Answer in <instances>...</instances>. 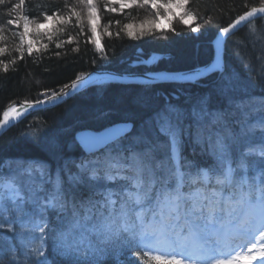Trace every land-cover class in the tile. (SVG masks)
Returning a JSON list of instances; mask_svg holds the SVG:
<instances>
[{"label": "snow or ice", "instance_id": "1", "mask_svg": "<svg viewBox=\"0 0 264 264\" xmlns=\"http://www.w3.org/2000/svg\"><path fill=\"white\" fill-rule=\"evenodd\" d=\"M6 2L0 0V5ZM78 3L87 10L91 32L88 39L95 45L99 59L106 61L105 48L96 38L97 5L93 0ZM25 4L26 0H19L9 5L10 18L0 22V40L5 38V25L15 29L12 36H18L20 43L14 51L21 57L25 45L27 55L33 54L38 43L31 38L33 32L53 41V29L44 28L48 22L60 23L56 32H64L73 17L77 23L83 18V11L73 6L67 15L44 14L43 23H38L30 15L22 14ZM133 6L144 10L150 6L154 18L139 25L125 23L116 36L123 31L132 38L165 31L161 28L162 20L168 22L166 30L177 35L180 33L173 27L174 20L192 32L201 31V24L193 23L200 14L188 7L189 0H111L106 10L123 13ZM208 11L205 10L206 17ZM256 21L262 23L258 26ZM213 22V18L204 19L206 25ZM21 26L22 31H17ZM241 27L244 34L240 40H264V0L259 6L243 7L242 12L229 17L226 26L218 25L215 58L205 67L147 71L143 79L135 78L142 91L132 103L145 114L135 135H126L132 131L128 123H116L103 131H81L76 138L88 156L74 162L73 167L57 169L54 175L43 163H20L7 168L0 164V233L5 235L0 243V264H57L58 260L68 264H102L108 258L124 264L119 258L129 250L130 259L135 258L137 264L141 255L147 257L145 264H264V170L259 179L251 176L250 169L254 171L255 165L249 163L252 156L264 160V98L259 106L251 96L234 100L245 88L231 74L220 78L215 92L228 100L230 109L234 104L235 111H213L208 95L195 100L188 97L184 104H179L168 98L161 102L159 94L150 92L157 82L195 83L222 71L223 38L235 36ZM104 31L112 35L108 27ZM72 40L69 35L67 43ZM62 43L56 42L55 47L60 49ZM233 44L236 46L237 41ZM43 47L47 49L48 44ZM5 51V47H0V55ZM158 59L152 56L138 63L153 65ZM15 63L14 59L7 63L0 59V68L7 72L9 64ZM127 79L110 73L94 76L81 72L58 89L46 88L33 100L8 106L0 119V129L14 126L10 121L22 119L37 106L70 97L90 84ZM174 99L179 101L180 97ZM237 114L239 118L229 123V115ZM96 118L109 119L110 113L99 111ZM193 135L208 156L204 163L183 156L184 138ZM80 186L102 197L100 218L86 231L76 205L75 190ZM89 204L95 206L91 197ZM49 208L56 213L55 224L48 219ZM48 239L53 241L54 255L46 251Z\"/></svg>", "mask_w": 264, "mask_h": 264}, {"label": "trees", "instance_id": "2", "mask_svg": "<svg viewBox=\"0 0 264 264\" xmlns=\"http://www.w3.org/2000/svg\"><path fill=\"white\" fill-rule=\"evenodd\" d=\"M18 2L19 0H7L4 5H0V22L10 18L8 16L9 5ZM66 3L67 7H65ZM260 3L261 0H198V3L189 0L188 7L200 14L198 20L193 22L201 24L200 32H192L188 27L181 26L174 20L173 27L176 32L180 33L179 35L167 31V27L165 31H156L154 34L146 33L138 38L128 37L126 31L116 36V32L125 23L138 24L144 18L151 19V12L153 13L154 10L151 8L137 9L133 6L132 9H126L123 13H111L105 10L104 4H101L102 6L98 8L101 17L98 36L108 57L106 61L99 59V54L88 39L90 34L85 31L83 20L77 23L75 17L72 18L69 25L65 26L64 32H56L61 24L52 21L51 29L55 34L51 42L48 41L47 36H36L33 32L31 38L36 39L38 43L34 46L32 56L27 55L26 45L23 57L14 51L15 46L20 43L19 38L18 36L13 38L12 31L15 29H8L5 25V38L0 40V47H5L6 51L0 55V59L6 63L10 59H14L16 63L9 64L7 72L0 68V115L8 103L25 99L33 100L46 88L58 89L62 84L70 83L71 79L80 75L81 72L88 73L99 69L120 73H143L149 70L181 71L192 66L203 65L211 59V41L218 31V25L226 26L229 17H234L238 12H242L243 7L259 6ZM73 6L77 11L85 13L77 0H26L22 14H28L36 22L43 23L44 14L60 12L67 15L68 9ZM206 9L209 10L207 17L205 16ZM206 18H213V25L204 24ZM116 21H120V24L117 25ZM256 23L259 26L262 22L256 21ZM81 24L83 30H81ZM105 27H108L112 33L111 36L108 32L100 33V30H104ZM17 31H22V26ZM243 34L244 28L225 43L224 56L227 72H224L223 76L231 74L245 88L243 93L233 97L234 100L251 96L257 105V102L264 98V40L242 41L240 37ZM69 35L73 36L71 44L67 43ZM165 36L167 39H164ZM61 41L63 42L62 47L57 49L55 43ZM233 41H237L236 46ZM44 44H48L47 49L43 47ZM57 52L60 53L59 56L56 55ZM152 56L159 57L153 65L138 63L139 60H148ZM93 59H96L97 62L93 63ZM215 81L209 77L207 80L193 85L155 84L151 87L150 92L159 94L161 102L164 98L173 101L174 97L178 95L180 99L176 103L184 104L188 96L195 100L208 95L212 86L213 90H211L209 98L212 110L235 111L234 104L230 109L228 100L224 96L216 94L217 83L215 84ZM176 86L183 89L185 93L187 92L188 96L184 93L180 95V92L174 89ZM188 86L192 89L190 90ZM140 91H142V86L138 85L105 84L99 93L92 88L86 89L58 106L37 111L0 136V154L16 151L39 155L47 159L48 166H55L58 169L64 164L72 165L76 161L78 163L87 157L81 152L80 146L76 144L75 135L78 131L84 129L98 131L117 122L130 121L133 123V131L128 137L136 134L145 115L136 110V106L132 103L133 98ZM99 111L109 112L110 118L98 120L96 114ZM238 118V114L236 116L229 115L228 122L231 123ZM36 129H39V132H36ZM197 139L195 135L184 138L183 156L189 161L204 163L208 160V156L204 151V146L197 143ZM41 145L46 146L45 151H42ZM72 145L74 152L68 153L67 151L72 150ZM60 152L63 153L60 154ZM76 191L90 195L93 200V193L87 187L80 186ZM75 196L77 195L75 194ZM82 225L85 231L92 227V224L85 219L82 220ZM3 242L4 234L0 233V243ZM52 246L53 241L48 239L46 251L49 255H54ZM130 252L131 250L124 252L119 259L124 264H137L135 258L130 259ZM146 260L147 257L141 255L139 264H145ZM57 264H68V262L58 260ZM102 264H116V261L108 258Z\"/></svg>", "mask_w": 264, "mask_h": 264}, {"label": "bare ground", "instance_id": "3", "mask_svg": "<svg viewBox=\"0 0 264 264\" xmlns=\"http://www.w3.org/2000/svg\"><path fill=\"white\" fill-rule=\"evenodd\" d=\"M229 38H227L226 40H225V43H226V41L228 40ZM213 55H214V51H213V48H212V56H211V59L213 58ZM136 56V55H135ZM165 60H166V58H165ZM201 66H203V65H197V66H192L191 68H189V69H186V70H181V71H187V70H191V69H193V68H197V67H201ZM101 70V69H100ZM171 71H173V70H171ZM224 72H227L226 71V68L225 67H223V71L222 72H220V74H216V72L215 73H212V75H210V77H212V81H214V80H216L214 83L216 84V83H218V81L219 80H217V79H219V78H221L222 76H223V73ZM245 75V74H244ZM209 78V76H207V77H205L203 80H200V82L201 81H205V80H207ZM211 81V80H210ZM164 83H167V82H164ZM106 84H112V83H106ZM114 84H118V83H114ZM157 84H161V83H157ZM179 84H181V85H186V84H190V85H193V84H191V83H179ZM105 85V84H104ZM121 85H123V84H121ZM130 85H133V84H130ZM135 85H137V84H135ZM102 86L103 85H97V84H94L93 86H90V87H88L87 89H93L95 92H97V93H99L100 92V89L102 90ZM138 86H141V85H138ZM189 87V86H188ZM211 88H213L212 86L210 87V89H209V92L207 93L208 94V96H209V98H210V96H211V94H210V92H211V90H213V89H211ZM177 92H180V95H182L183 93L184 94H186L185 93V91L183 90V89H181L179 86H176L175 88H174ZM189 89H190V87H189ZM192 89V88H191ZM190 89V90H191ZM182 92V93H181ZM79 93V92H78ZM77 93V94H78ZM187 96H188V94H186ZM189 97V96H188ZM13 102V101H12ZM173 103H176L177 101L175 100V99H173V101H172ZM11 103V102H10ZM10 103H8L4 108H6ZM4 108L2 109V111L4 110ZM2 111H1V113H2ZM117 123H120V122H117ZM116 124V123H115ZM14 125H16V124H14ZM12 127V126H11ZM11 127H8L7 128V130H9ZM6 130V131H7ZM5 131V132H6ZM4 132V133H5ZM131 133H128L127 134V136H129ZM23 136V135H22ZM133 136V135H132ZM26 137V136H25ZM29 137H31V136H29ZM131 137V136H130ZM27 138V137H26ZM45 147L46 146H42L41 145V148H42V151H45ZM63 152H60V154H62ZM65 157V154L63 155V158ZM77 162V161H76ZM20 163H24L25 165H33V166H35V165H37V164H40V163H43L45 166H46V169H47V171L49 172V173H51V174H53L54 175V173L56 172V170L58 169V168H56L55 166H48L49 165V163L47 162V159H44L42 156H39V155H35V154H26V153H23V152H16V151H13V152H10L9 154H0V164H3L4 166H5V168H7V167H9V166H16V165H19ZM73 164L74 163H72V165L69 163V164H67V166L68 167H73ZM71 165V166H70ZM64 166H65V164H64ZM48 168H50V169H48ZM61 168V167H60ZM35 178V177H34ZM36 180V183L38 184L39 183V180L36 178L35 179ZM54 211V210H53Z\"/></svg>", "mask_w": 264, "mask_h": 264}, {"label": "water", "instance_id": "4", "mask_svg": "<svg viewBox=\"0 0 264 264\" xmlns=\"http://www.w3.org/2000/svg\"><path fill=\"white\" fill-rule=\"evenodd\" d=\"M242 28V27H241ZM217 35H218V32L216 33V35H215V37L213 38V40H212V42H211V45H212V48H213V51H214V55H213V58L207 63V64H205V65H203V66H201L200 68H203V67H205L206 65H208L209 63H211L213 60H214V58H215V40H216V37H217ZM224 40H226L227 38H223ZM223 63H224V56H223ZM188 71V70H187ZM217 72H219V71H217ZM88 73H91V74H93L94 76H100V75H104V74H113V75H115V76H117V77H128V79L127 80H109V81H107V83H118V84H123V85H130V84H133V85H135V84H137V85H139V83H138V81L135 79L136 77H140L141 79H143L144 78V73H119V72H115V71H112V70H92V71H90V72H88ZM212 74V73H211ZM208 75H210V74H208ZM207 75V76H208ZM206 77V76H205ZM205 77H203V78H205ZM203 78H201V79H203ZM157 83H164V82H157ZM156 83V84H157ZM167 83H181V82H167ZM183 83H191V82H183ZM94 84H90L89 86H87L86 88H83V89H81L80 91H82V90H84V89H87L88 87H90V86H93ZM80 91H78V92H80ZM78 92H74V94L73 95H75V94H77ZM72 95V96H73ZM72 96H70V97H72ZM70 97H64L62 100H59V101H56V102H53V103H49V104H46V105H43V106H37L36 108H34V109H32V110H30V111H28V113H27V115H29V114H31V113H34V112H36V111H40V110H45V109H49V108H53V107H55V106H58L59 104H61V103H63V102H65L67 99H69ZM16 102H20V101H13V102H11L8 106H10V105H13L14 103H16ZM7 106V107H8ZM7 107L6 108H4V110L2 111V113H1V115H0V119H3V112L4 111H6L7 110ZM23 111V110H22ZM27 115H25V116H27ZM24 116V117H25ZM21 120V119H20ZM20 120H18V121H10V125H14L15 123H17V122H19ZM120 124H124V123H120ZM129 124V123H128ZM115 125V124H114ZM114 125H112V126H114ZM112 126H110V127H112ZM8 127H11V126H6L5 128H3V129H0V136L7 130V128ZM84 131V130H83ZM103 131V130H102ZM78 134V133H77ZM76 137H77V135H76ZM78 140V139H77ZM79 142V141H78Z\"/></svg>", "mask_w": 264, "mask_h": 264}, {"label": "rangeland", "instance_id": "5", "mask_svg": "<svg viewBox=\"0 0 264 264\" xmlns=\"http://www.w3.org/2000/svg\"><path fill=\"white\" fill-rule=\"evenodd\" d=\"M77 3H78V0H77ZM93 3H95L96 5H97V15H98V17H99V19H98V22H97V36H96V38L97 39H99L100 41H101V39L99 38V32H98V29H100L101 27H100V20H101V17H100V13H99V10H98V8L99 7H101L102 5L101 4H104L103 6H104V8H105V10H106V5H111V0H93ZM81 7H82V9H84L85 10V13H83L84 15H83V24H84V27H85V31L87 32V34L89 33L90 34V36H91V32H90V28H89V26H88V24H87V10L81 5ZM117 7H118V5H117ZM147 9H150V6L147 8ZM151 17L152 18H154L153 17V13L151 12ZM144 20H145V18H144ZM144 20H141L138 24H136V25H139L140 23H142ZM161 23V28H163V29H165V28H167L168 26H167V21H161L160 22ZM52 21H50V22H48L47 24H45L44 25V28H52ZM42 32H43V29H42ZM104 30H100V33L101 34H104ZM105 34H106V32H105ZM92 44V43H91ZM93 45V44H92ZM94 46V48H95V45H93ZM149 59H151V57L149 58ZM28 116V115H27ZM27 116H25V117H23L21 120H24L25 118H27ZM20 120V121H21ZM140 129V126H139V128L136 130V133H137V131ZM259 136L260 135H258L257 136V139H259ZM77 145H79L78 143H76ZM65 148H66V146H65ZM68 153H72V152H74V146L72 145V150H69V151H67ZM250 161H252L253 159L251 158V159H249ZM263 165H264V160H262V162H261Z\"/></svg>", "mask_w": 264, "mask_h": 264}]
</instances>
